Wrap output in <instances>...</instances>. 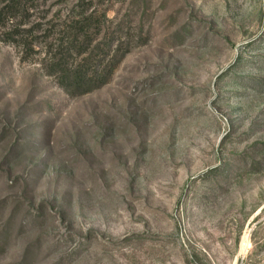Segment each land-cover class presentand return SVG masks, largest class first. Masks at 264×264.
<instances>
[{"label":"rangeland","instance_id":"374dc122","mask_svg":"<svg viewBox=\"0 0 264 264\" xmlns=\"http://www.w3.org/2000/svg\"><path fill=\"white\" fill-rule=\"evenodd\" d=\"M0 264H264V0H0Z\"/></svg>","mask_w":264,"mask_h":264},{"label":"trees","instance_id":"16d2710c","mask_svg":"<svg viewBox=\"0 0 264 264\" xmlns=\"http://www.w3.org/2000/svg\"><path fill=\"white\" fill-rule=\"evenodd\" d=\"M95 27L90 17L74 22L60 42L48 46L44 54L43 70L69 97L82 96L107 85L121 61L116 54L103 65L100 55H95L97 49L92 47L91 36Z\"/></svg>","mask_w":264,"mask_h":264}]
</instances>
